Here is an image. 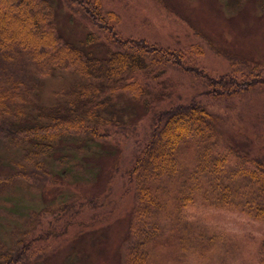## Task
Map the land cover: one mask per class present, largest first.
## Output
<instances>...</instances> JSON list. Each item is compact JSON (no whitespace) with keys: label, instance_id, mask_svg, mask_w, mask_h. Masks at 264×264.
Segmentation results:
<instances>
[{"label":"trees","instance_id":"16d2710c","mask_svg":"<svg viewBox=\"0 0 264 264\" xmlns=\"http://www.w3.org/2000/svg\"><path fill=\"white\" fill-rule=\"evenodd\" d=\"M64 2L73 19L88 24L89 31L78 42L67 39L56 26L53 0H0V136L6 148L18 149L20 155L12 159L11 167L0 164V190L28 183L30 177L23 169L46 168L45 159L63 139L89 137L94 141L110 138L112 131L128 134L126 120L115 108L126 94L143 103L148 109L144 117H151V131L143 138V147L128 173L127 185L129 191L134 190L136 203L126 264H152L156 250L173 239L180 250L188 252L182 233L194 229L187 244L191 249L213 246L215 237L196 227L200 200L211 206L238 207L264 222V157L249 161L235 152L241 161L229 172L226 164L231 153L219 148L215 114L197 97L186 101L176 89L155 95L152 84L146 83L150 77L161 87L164 80L160 79L175 68L203 80L207 95L221 91L232 96L249 93L255 86L253 78L264 72L252 74L251 66L242 63L246 83L227 75L214 81L194 62L204 55L201 46L179 50L144 38H125L116 29L120 18L105 10L103 0ZM58 71H70L80 82L65 94L62 103L27 111L39 82ZM186 153L192 154L191 161ZM107 201V197L73 198L63 203L60 214L76 221L77 206L98 210ZM169 205L172 211L167 213ZM45 213L42 210L35 216ZM67 224L65 231L73 223ZM38 226L25 229L26 236L35 235ZM79 230L76 237L87 232L86 228ZM51 231L37 240H52ZM29 242H17L10 252L6 248L8 254L0 255V264L30 263Z\"/></svg>","mask_w":264,"mask_h":264},{"label":"rangeland","instance_id":"374dc122","mask_svg":"<svg viewBox=\"0 0 264 264\" xmlns=\"http://www.w3.org/2000/svg\"><path fill=\"white\" fill-rule=\"evenodd\" d=\"M103 5L120 18L116 29L125 38H144L179 50L201 46L204 55L194 62L214 81L227 75L246 83L245 65L251 66L252 74L264 72V0H103ZM53 15L56 26L69 40L78 42L89 31L87 23L71 17L64 0H53ZM253 80L260 82L253 81L255 86L249 93L232 96L221 91L207 95L203 80L175 68L160 79L161 87L150 77L146 83L152 84L155 95L176 89L186 101L197 97L215 114L221 135L219 148L231 153L226 164L230 172L241 161L235 152L249 161L264 157V74ZM31 82L37 84L35 79ZM78 82L80 78L70 71H58L41 80L27 111L62 103ZM121 96L115 108L124 116L128 134L112 131L110 138L94 141L89 137L63 139L45 159L46 168L23 169L30 177L28 183L18 182L0 190V255L6 257L17 242L31 244L35 239L28 248L31 262L27 264H126L136 203L135 192L127 185L128 173L143 147V138L151 131V117H144L148 109L143 103L126 94ZM6 147L0 136V164L11 167L12 159H19V150ZM185 157L193 159L191 153ZM94 197H107L108 201L98 210L77 206L76 221L64 217V212L60 214L65 201ZM200 201L196 227L214 236L215 244L191 249L187 244L195 229L186 231L182 242L188 252L180 250L173 239L156 250L152 264H264L263 221L250 218L238 207ZM42 210L46 211L42 217L35 216ZM171 211L169 205L166 212ZM67 221L73 224L65 231ZM37 224L35 235L26 236L25 229ZM80 228L87 232L76 237ZM51 230L52 240H37ZM38 254L39 258L34 257Z\"/></svg>","mask_w":264,"mask_h":264}]
</instances>
